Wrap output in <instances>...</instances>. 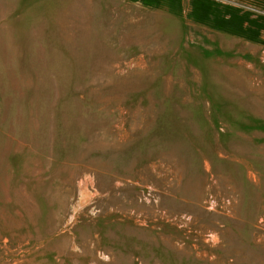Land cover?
<instances>
[{"label": "rangeland", "instance_id": "rangeland-1", "mask_svg": "<svg viewBox=\"0 0 264 264\" xmlns=\"http://www.w3.org/2000/svg\"><path fill=\"white\" fill-rule=\"evenodd\" d=\"M158 1L0 0V264H264V9Z\"/></svg>", "mask_w": 264, "mask_h": 264}, {"label": "trees", "instance_id": "trees-1", "mask_svg": "<svg viewBox=\"0 0 264 264\" xmlns=\"http://www.w3.org/2000/svg\"><path fill=\"white\" fill-rule=\"evenodd\" d=\"M130 1H139L146 6H158V0H130ZM259 4L264 9V0H257ZM193 8L191 10V15L198 20L200 16L207 17V11L205 9V4L202 0H194ZM229 15L227 17H221L220 19L215 20L214 27L217 29L233 30L235 34L241 35L249 40L258 41L264 43V39H258L259 29L258 24L262 23L264 20V14L258 15L257 19L249 18V15L246 12L240 13L237 9H230ZM234 29H237L234 30Z\"/></svg>", "mask_w": 264, "mask_h": 264}]
</instances>
